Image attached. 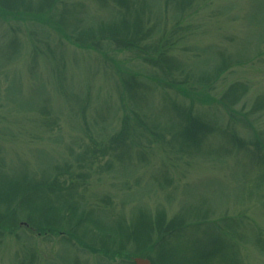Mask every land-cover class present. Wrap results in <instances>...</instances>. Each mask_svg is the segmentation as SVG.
Returning a JSON list of instances; mask_svg holds the SVG:
<instances>
[{"label":"rangeland","instance_id":"rangeland-1","mask_svg":"<svg viewBox=\"0 0 264 264\" xmlns=\"http://www.w3.org/2000/svg\"><path fill=\"white\" fill-rule=\"evenodd\" d=\"M0 10V264H264V0Z\"/></svg>","mask_w":264,"mask_h":264},{"label":"trees","instance_id":"trees-1","mask_svg":"<svg viewBox=\"0 0 264 264\" xmlns=\"http://www.w3.org/2000/svg\"><path fill=\"white\" fill-rule=\"evenodd\" d=\"M0 17H2L4 19L9 18V17L18 18V16L13 15V11H11V10L10 11L0 10ZM179 90L182 91L181 89H179ZM181 93H183V91ZM192 96L197 98L200 101H204V102L209 101V100L205 101L206 99H204L203 95H195L194 94ZM49 205H48V203H45L44 204V213H41L42 215L44 214V233L46 232L45 234L50 233V234H54V235L55 234H66L67 235L68 234V235H71V236H69V238H72L71 240H74V237H76V236L73 234L74 232L72 233L70 230H68L70 226H66V223L67 222L71 223L72 220L77 219L79 221V224H81V221L84 222V221H86V219L82 218L83 216L78 214V210L76 209V207L74 205H71V204L65 205L64 204V206H62L60 204V208H59L58 212H54L53 209L45 210V207H47ZM53 206H54V209H57V207H58L57 205H52V207ZM52 213L57 214V218H55ZM31 215H33V213H31ZM56 224H65V226L64 225L62 227L55 226ZM77 227H78V225H77ZM96 227L98 229H100L99 223L96 224ZM77 237L80 238L79 236H77ZM87 250L96 251L94 248H90L89 246H88ZM172 264H174V262ZM182 264H184V263H182Z\"/></svg>","mask_w":264,"mask_h":264},{"label":"water","instance_id":"water-1","mask_svg":"<svg viewBox=\"0 0 264 264\" xmlns=\"http://www.w3.org/2000/svg\"><path fill=\"white\" fill-rule=\"evenodd\" d=\"M136 264H151L150 260L144 258H135Z\"/></svg>","mask_w":264,"mask_h":264}]
</instances>
